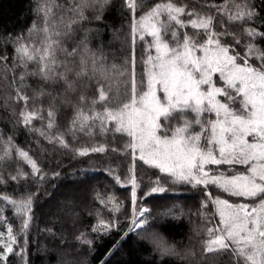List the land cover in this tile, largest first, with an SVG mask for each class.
I'll return each instance as SVG.
<instances>
[{"label":"snow or ice","instance_id":"obj_1","mask_svg":"<svg viewBox=\"0 0 264 264\" xmlns=\"http://www.w3.org/2000/svg\"><path fill=\"white\" fill-rule=\"evenodd\" d=\"M30 5L34 19L26 34H0V65L8 67L11 60L10 70L21 72L23 87L10 97L23 102L18 113L13 111L16 124L80 157L105 153L106 146L71 148L65 133L52 132L58 113H72L68 132L74 141L77 133L126 136L123 148L112 151L131 157L127 175L122 178L111 165L103 170L116 184L131 185L132 231L148 223L149 209L136 206L144 180L136 169L142 162L162 174L148 176L146 195L168 192L166 183L190 185L202 193L198 215L212 225L206 227L201 248L205 258L226 255L229 264H264V0H197L194 5L119 0L130 33L121 40L123 33L114 30L113 39L121 40L118 54L94 46L99 29L89 26L104 20L113 0H30ZM28 78L35 80L33 96L25 92ZM45 98L47 108L42 103L37 107ZM36 120L46 124L35 128ZM7 160L30 166L32 178L40 182L47 178L13 136L0 134V164ZM213 165L217 167H209ZM28 176L20 166L7 177L0 171V185ZM212 186L241 202L214 194ZM35 198L31 192L20 198L0 194V202L21 219L19 231L8 227L6 238L0 232V264H6L9 254L23 259L24 247L16 251L14 246L27 235ZM113 200L109 197L108 203ZM210 206L211 214L205 211ZM111 211L119 212L120 204ZM4 223L0 207V226ZM118 223L101 218L92 232L107 234ZM141 235L161 255L174 254L161 237Z\"/></svg>","mask_w":264,"mask_h":264},{"label":"trees","instance_id":"obj_2","mask_svg":"<svg viewBox=\"0 0 264 264\" xmlns=\"http://www.w3.org/2000/svg\"><path fill=\"white\" fill-rule=\"evenodd\" d=\"M144 2L149 4L151 0ZM178 2L194 5L197 0ZM217 2L222 3L223 0ZM113 3L115 6L105 13L103 21H93L89 26L99 29V36L93 40L94 46L103 47L106 53L118 54L121 50V40L124 35L130 33V27L128 20L121 16L119 0H113ZM30 7V0H0V34H19L22 31L26 34L34 19ZM114 30L123 33L121 40L113 39ZM261 46H264V42H261ZM135 48L137 60H140L142 44L138 42ZM12 51L11 46H8L9 56ZM10 67L11 60L8 61V67L0 65V134L5 139L13 136L14 143L29 151L37 161L38 167L47 174V178L43 182L32 178L30 166L17 160H7L0 164V171H3L6 177L9 173L15 174L18 166L29 173L27 178L9 180L6 185H0V194L7 192L14 198H20L31 192L36 196L27 235L19 237L18 245L14 246L16 251L20 250V246L24 247L23 259L9 254L6 264H229L226 255L208 254L205 258L201 252L203 240L206 239V227L212 226L198 215L201 211V201L204 199L202 193L190 185L166 183L164 186L170 188L168 192L146 195L150 191V188L145 187L148 176L153 172L156 175L162 174L148 169L142 162H138L136 169L137 176L144 177L141 189L137 192L136 206L149 209V214L146 215L148 223L144 228L132 231L131 185L122 187L116 184L103 170L111 165L122 178L127 175L131 157L112 151L113 148L122 149L127 137L109 133L106 136L96 135L90 138L77 133V139L74 141L68 132L72 113L67 110L58 113L52 132L65 133V139L71 148L98 144L106 146L105 153H90L80 157L73 151L60 147L58 143L50 144L39 133L29 132L22 125H17L13 111L18 113L23 107V102L16 104L10 97L23 85L19 80L20 70L13 73ZM137 73H142L141 65H138ZM25 83L30 86L25 89L26 94L33 96L31 86L35 84V80L28 78ZM41 103L46 109V98L38 100L37 107ZM189 115L194 116L192 113ZM45 124L46 121L33 122L34 127L38 129ZM221 167L227 168L226 165ZM53 173L60 175L54 177ZM210 191L222 195L223 198H229L214 186L210 187ZM67 192L70 196H65ZM113 196L115 200L108 203L109 197ZM56 198L61 202H57ZM229 199L241 202L239 198ZM116 203L120 204L119 212L111 211ZM0 207L3 208L5 225L19 231L21 219L16 216L14 209L4 202H0ZM205 211L211 214L214 209L210 206ZM101 218L108 221L115 218L119 221L118 226L107 234L92 232V228ZM216 219L218 221L219 218ZM141 233L161 237L166 246L175 250L174 254L161 255L151 240L145 239ZM77 237L81 239L78 240ZM25 238L27 244H24ZM82 239L91 240L92 243L84 244Z\"/></svg>","mask_w":264,"mask_h":264},{"label":"rangeland","instance_id":"obj_3","mask_svg":"<svg viewBox=\"0 0 264 264\" xmlns=\"http://www.w3.org/2000/svg\"><path fill=\"white\" fill-rule=\"evenodd\" d=\"M213 118H214V117H213ZM209 167L215 169L217 166H214V165H213V166H209ZM65 196H70V193L67 192V194H66ZM56 201H57V202H61V200L58 199V198H56ZM7 228H8V226L5 225V223H4L2 226H0V232H3V233H4L5 238L7 237Z\"/></svg>","mask_w":264,"mask_h":264}]
</instances>
